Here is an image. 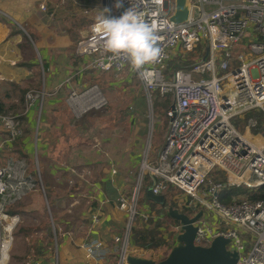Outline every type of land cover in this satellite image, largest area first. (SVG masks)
<instances>
[{
  "label": "built area",
  "instance_id": "1",
  "mask_svg": "<svg viewBox=\"0 0 264 264\" xmlns=\"http://www.w3.org/2000/svg\"><path fill=\"white\" fill-rule=\"evenodd\" d=\"M104 6V15L109 18H118L131 8L155 26L162 55L145 66L152 82L142 80L151 94L154 90L171 92L175 104L168 109L170 126L160 156L155 164L148 159L144 162L136 190L147 176L155 193L165 194L170 186L179 188L191 197L179 208L193 207L194 212H187L195 214L204 207L196 223V244L208 245L222 234L230 237L229 246L239 251L236 264H264V199L246 197L226 203L219 197L225 186L243 184L257 189L264 184V142L247 137L235 123L236 117L251 109L264 111V0H191L184 22L172 19L176 0H105ZM96 23L76 41L75 53L82 59L78 71L125 69L130 64L123 56L105 51L104 37L93 30ZM199 45H206L204 55L169 71L167 63L173 55L194 51ZM45 93L44 89L26 93L22 115L33 113L37 131L43 123ZM89 108L81 107L80 111ZM20 115L0 113L4 131L0 136V252L7 253L21 220L19 214L9 213V207L38 187L44 189L42 175L30 170L25 156L11 151L15 140L25 133ZM252 124L251 119L248 126ZM7 149L11 154L6 155ZM215 169L226 179L207 183ZM111 170L116 175L118 168L112 164ZM118 200L128 210V219L124 244L115 254L116 264H129L126 254L137 217L136 200L133 196L130 203L124 195ZM207 215H216V223ZM90 216L93 224L100 221L99 210L94 209ZM175 227L178 233L182 231L181 223ZM52 240L58 246L56 231ZM82 247L91 261H99L106 254L104 244L94 240L85 241Z\"/></svg>",
  "mask_w": 264,
  "mask_h": 264
},
{
  "label": "rangeland",
  "instance_id": "2",
  "mask_svg": "<svg viewBox=\"0 0 264 264\" xmlns=\"http://www.w3.org/2000/svg\"><path fill=\"white\" fill-rule=\"evenodd\" d=\"M93 1L61 0L62 5L66 8V12L63 13L65 20L73 27L80 29L85 27L88 33L87 28L97 20L98 16L104 15L103 11H105V6L99 5L97 9L100 10L99 15L94 9ZM87 11L88 13H85ZM243 45L247 46L248 44ZM203 48L204 45H199L194 51L173 55L170 60L176 61L179 65H189L190 63H187V60L199 59ZM240 48L245 49L244 47ZM55 68L56 71L53 74L56 79L54 81L57 80L56 83H58L62 66H55ZM84 71H78L74 67L68 72L66 71L63 74V79L60 80L61 82L56 84L58 86L61 83L58 92L51 88L53 80L49 78L50 72L48 70L43 72V69L41 72V67L40 73H38L40 82L36 85L27 83L23 85L27 88L26 93L30 89L43 90L42 86L44 85L46 89H44L46 93L43 99V123L39 131L36 130L39 142L31 141V143L36 144L38 153L33 154L30 152L29 155L25 156L30 164V170L42 175L46 193L38 187L27 194L13 208L14 210H20L21 207L25 206L27 211L30 208L27 206L33 202V197L30 198L29 195L35 193L38 196L35 201L39 208L24 212L22 220L18 224L32 223L46 226V228H43V232H47L51 236L53 246L54 229L52 223L54 222L57 227L62 217L71 220L70 224L64 225L72 227L79 219L76 211H68L67 209L68 203L74 199L73 194L83 193L84 196H81L83 198H80L79 202L82 209L85 206L97 205L99 199H101V193H103L98 183L102 182L103 179H111L113 185L111 190H114L113 196L115 198L118 199V197L124 195L132 203L134 196L137 207L135 220L161 215L158 207L152 209L143 200L147 180L140 189L136 190V188L139 187V174L143 169L144 162L148 159L155 164L165 144L170 126L168 109L173 102L168 106H165L163 102L167 97L170 98V101L173 100L171 92L162 94L160 90H154L151 94L139 77V73L132 69L130 65L121 71ZM62 85L63 88H61ZM6 90L13 93V95L5 96ZM0 93L6 98L7 110L5 113L11 115L24 113L26 93L24 97H20V89L15 88L10 82L0 86ZM15 104L16 106H14ZM88 105L91 108L81 113V107ZM251 119L255 124L249 127ZM257 124L258 119L253 116L246 122L236 124V126L243 134H249L250 137L259 138L261 142H264V130L254 131ZM0 136H4L3 129H0ZM17 140L16 145L18 144ZM19 148L23 147L19 145ZM28 149L30 150V147ZM31 150H33L32 147ZM11 151L16 156H24L16 148ZM11 151L7 149L6 155L11 154ZM112 164H115L118 168L115 176L112 175ZM74 172H78L80 177L78 173ZM223 176L222 171L215 169L206 181L209 183L211 180H224ZM71 177L81 183V188L69 187L67 183ZM49 179L53 180L50 186ZM50 189H53L51 193ZM165 194L169 202H167V205L173 202L179 206L185 199L191 198L174 186H170ZM246 197L248 195L240 194L234 200ZM200 208L204 209L203 206ZM182 209L186 210V207ZM80 217L90 222V218L83 214ZM168 222L171 224V219H168ZM175 225L171 224V228L177 231ZM17 226L13 233L11 247L7 253V264H27L30 254L38 255L41 252L39 249L43 247L34 240L37 237L35 233L30 234L29 240L25 239V234L28 232H18ZM63 228L65 229V227ZM58 238L61 245L60 231H58ZM123 241L124 230H122L119 239L113 242L112 253H117L120 246L124 244ZM128 247L131 253H136L135 251L138 250L157 258L164 254L162 248L140 249L133 245L130 239Z\"/></svg>",
  "mask_w": 264,
  "mask_h": 264
},
{
  "label": "crops",
  "instance_id": "3",
  "mask_svg": "<svg viewBox=\"0 0 264 264\" xmlns=\"http://www.w3.org/2000/svg\"><path fill=\"white\" fill-rule=\"evenodd\" d=\"M93 2L94 9L100 15V10L97 9L99 5L104 6L105 0H94ZM62 4L61 0H0V86H3L6 82H16L22 86L26 83L36 85L40 82L38 73H40L41 67V72L42 69L43 72L46 70L50 72L49 78L53 80L51 88L58 92L61 83L58 86L56 84L61 82L60 80L64 77L63 74L80 64V61L76 63L79 56L75 55L74 44H76L78 36H82L87 30H85V27H81V29L73 27L65 20L63 13L66 12V8ZM85 13H88V11ZM89 28L87 29L89 30ZM81 65L82 61L79 67ZM55 66H62L58 83H56L57 80L54 81L56 79L53 74L56 71ZM44 86H42L43 89H45ZM63 87L62 85L61 88ZM34 121L35 116L31 111L30 114L24 116L22 122L25 133L19 137L18 144L16 145L14 142L13 145V148H16L18 152H22L24 156L29 155L30 152L33 154L35 152L38 153L36 144L31 143V141L39 142ZM0 127L2 130L3 125L1 122ZM19 145L23 148H19ZM29 147L30 150L28 149ZM31 147L33 150H31ZM36 162L38 163V161ZM78 175L80 177L79 173ZM52 181L51 179L48 180L49 186ZM102 182L98 183L103 193H101V199H99L97 205L85 206L82 209L79 202L80 198H83L81 196H84L83 193L73 194L74 199L68 203L67 209L68 211H76L78 215L79 219H77L74 226L66 227L64 224H70L71 220L62 217L59 220L60 225L57 224L58 229L55 223H52L54 234L55 231L57 236L58 231L61 233V245L59 240L58 246L56 243H54L55 247L51 244V236L47 232H43V228H46V226L32 223L18 224V232H28L25 234V239L29 240L30 234L33 232L37 235L34 240L43 245L39 249L41 252L38 255L30 254L27 264H35L36 262L40 264H116L115 253H111L113 250L112 244L116 241V237L120 236L122 230L125 231L128 210L119 203L116 205L110 203L108 195L103 189ZM67 184L71 188H81V183L77 180L75 181L73 177L68 179ZM42 190L46 193L45 188ZM52 191L53 189H50V193ZM29 196L30 198L33 197V202L27 206L30 208L26 211L24 206L14 212L20 215L21 220L24 212L34 211L39 208L35 201L38 196L35 193ZM94 209L99 210L101 214L100 221L97 224L92 223L90 216ZM82 214L90 218V222L81 219L80 216ZM206 217L216 223V215L213 218L209 215ZM177 235L178 232L176 233V239ZM92 240L100 242L101 245L102 243L104 244L106 254L99 261H91L82 247L85 241ZM162 252L164 253V250ZM136 253L147 255L138 250ZM147 256L152 257V255Z\"/></svg>",
  "mask_w": 264,
  "mask_h": 264
},
{
  "label": "trees",
  "instance_id": "4",
  "mask_svg": "<svg viewBox=\"0 0 264 264\" xmlns=\"http://www.w3.org/2000/svg\"><path fill=\"white\" fill-rule=\"evenodd\" d=\"M86 34H87V32L83 33L82 36H80V37L78 36V38L76 40L80 39L81 37H83ZM201 51L202 52H200V55L201 54L204 55L206 53V45H204V48ZM81 61H82L81 57H78L76 63L79 62L81 64ZM191 62H192V60H187V63H191ZM80 64H78L75 67L76 70L79 69ZM168 66H167L168 69H173V68H176L178 66H183V65H179L176 61L170 60L168 63ZM86 71H88V70H85L84 72H86ZM10 83L15 88L20 89V91H21L20 97L25 96L27 88L23 87L22 85H20L16 82H10ZM157 92H159V91H157ZM5 96H12L11 92L6 90ZM5 99L6 98H4L3 95L0 93V113H4L7 110V103H6ZM171 102H173V100L170 101V98L167 97L164 100L163 104L165 106H168V104H170ZM14 106H16V104ZM253 116L257 117V119H258V124L255 127L254 131L255 132L256 131H263L264 130V112L261 109L249 110L248 112H246L244 117H239V116L236 117L235 123L237 125H239L242 122H246V120H248L250 117H253ZM20 117L24 118V116L22 114L20 115ZM16 140H15V144H16ZM257 140L259 141V138H257ZM20 153L23 154L22 152H20ZM223 177L226 179L225 174ZM148 179H149V176H147V183H146L145 187L149 186ZM102 184H103V189L106 191V194L108 195V199L110 200V203H112L113 205H116L118 203L120 204V201L117 198H115V196H113L114 190H111V189H113L111 179L103 180ZM240 194H246V195H248V197H250L252 199H257V198L264 199V184L261 185L260 187H258L257 189H251L248 186L243 185V184L225 186L219 192V197L223 202L230 203L231 201L234 200V198L236 196H238ZM143 200H145V202L148 203V205L152 209L158 207L159 208L158 211L161 213V215L160 214L159 215H153V216H149L147 219L145 218V219L141 220L140 218H138L137 220H135L133 222L131 232H130V241L132 242L133 245L139 247L140 249H144V250L162 248L164 250V254L163 255L161 254V256L159 258L155 257V259H160V258H163L167 255V252L169 251L170 247H172L173 244L176 242L177 231H175L174 228H171V224H178V223H180V221L173 218L169 214L167 203H165V204L157 203L153 200L148 199L145 194L143 196ZM166 200L168 202L167 197H166ZM170 205L177 206V204L173 203V202L170 203ZM13 206H10L8 209L9 213H11V214H14V212H15ZM186 210L189 212L195 211L193 207L192 208H186ZM186 210H183V211H186ZM168 219H171V224L168 222Z\"/></svg>",
  "mask_w": 264,
  "mask_h": 264
},
{
  "label": "water",
  "instance_id": "5",
  "mask_svg": "<svg viewBox=\"0 0 264 264\" xmlns=\"http://www.w3.org/2000/svg\"><path fill=\"white\" fill-rule=\"evenodd\" d=\"M191 9V0H176V10L172 19L176 22H184L188 19ZM175 107L174 102L171 108ZM145 195L148 199L160 204L167 203L166 194L155 193L151 186L145 187ZM169 214L180 221L182 231L178 233L176 242L167 255L161 259L130 253L126 254L129 264H236L239 259V251L230 247V237L225 235L215 236L210 244H196L195 237L198 230L197 221L203 216L204 209L200 208L195 214L183 211L173 205H167Z\"/></svg>",
  "mask_w": 264,
  "mask_h": 264
},
{
  "label": "clouds",
  "instance_id": "6",
  "mask_svg": "<svg viewBox=\"0 0 264 264\" xmlns=\"http://www.w3.org/2000/svg\"><path fill=\"white\" fill-rule=\"evenodd\" d=\"M93 30L104 37L105 51L123 56L130 67L139 72L141 79L152 82L151 73L145 66L154 64L162 55L154 25L130 8L118 18L98 16ZM7 260V252H0V264H7Z\"/></svg>",
  "mask_w": 264,
  "mask_h": 264
},
{
  "label": "bare ground",
  "instance_id": "7",
  "mask_svg": "<svg viewBox=\"0 0 264 264\" xmlns=\"http://www.w3.org/2000/svg\"><path fill=\"white\" fill-rule=\"evenodd\" d=\"M87 94H88V92H87ZM246 136H247V137H250V136H249V134H246ZM259 142L261 143V141H260V140H259Z\"/></svg>",
  "mask_w": 264,
  "mask_h": 264
}]
</instances>
